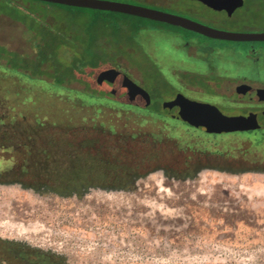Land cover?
I'll return each mask as SVG.
<instances>
[{
	"label": "rangeland",
	"instance_id": "374dc122",
	"mask_svg": "<svg viewBox=\"0 0 264 264\" xmlns=\"http://www.w3.org/2000/svg\"><path fill=\"white\" fill-rule=\"evenodd\" d=\"M0 1V44L27 59L34 54L52 71H94L88 78L97 89L93 97L77 82L64 88L59 78L43 83L0 68L9 89L0 103L4 123L23 124L17 139L31 137L32 154H52L47 163L37 159L26 166L21 159L29 150L13 152L7 147L11 133L0 135V142L10 140L0 144V233L51 242L69 264H264V130L211 135L162 123L168 118L160 106L174 88L206 87L214 93L205 97L236 110L233 89L264 81V42L212 40L117 13ZM105 1L193 18L222 31L264 33V0H243L231 17L192 0ZM5 3L20 11L6 13ZM23 14L53 36L41 55L38 39L16 24ZM125 40L133 44L127 50L119 45ZM110 68L144 89L151 106L129 105L133 97H116L109 85L97 84L99 73ZM184 68L197 76L165 73ZM17 87L24 91L15 99L11 90ZM34 123L29 136L26 128ZM188 166L216 170L167 175ZM11 252L7 261L24 258ZM27 264L43 263L32 258Z\"/></svg>",
	"mask_w": 264,
	"mask_h": 264
},
{
	"label": "water",
	"instance_id": "95a60500",
	"mask_svg": "<svg viewBox=\"0 0 264 264\" xmlns=\"http://www.w3.org/2000/svg\"><path fill=\"white\" fill-rule=\"evenodd\" d=\"M35 1L70 8L96 10L136 17L160 24H166L169 26L181 28L212 40L226 42H264V33L253 34L222 31L211 28L189 18L126 3L105 0ZM192 1H197L214 11H222L226 13L228 17H230L236 9L242 7L243 5V0ZM96 82L97 84L105 87L109 85V87L107 88H109L110 93H113L116 97H119V95H121L124 90L127 91L131 95V97H133L132 100H139V106L142 108H146L150 104L149 94L140 86L133 83V81H131L124 73H121L116 69L110 68L102 71L97 76ZM250 86L244 85V87ZM256 87L259 86L256 85ZM132 100L130 104H135V102ZM169 105L170 108L178 107V118L189 120L190 123L188 124L190 126L196 129H201L208 134L245 132L248 130H256L260 127V124L256 121L255 114H250L247 117L225 116L215 106L190 101L182 95H177L174 100L169 102ZM184 114L189 117H183Z\"/></svg>",
	"mask_w": 264,
	"mask_h": 264
},
{
	"label": "flooded vegetation",
	"instance_id": "af4514ba",
	"mask_svg": "<svg viewBox=\"0 0 264 264\" xmlns=\"http://www.w3.org/2000/svg\"><path fill=\"white\" fill-rule=\"evenodd\" d=\"M193 20L203 24L202 22L198 20H195V19ZM206 26H209V25H206ZM209 27L213 28L212 26H209ZM187 32H190V31H187ZM190 33L198 37H203L193 32H190ZM192 53L191 54L188 53V55L190 54L189 56L191 57V55L193 56ZM165 73L167 75L173 76L174 78H178V77L181 78V75H184L185 77L197 76L194 73V71H192L191 69L189 70L188 68H184L182 70L171 69L168 72L165 71ZM247 83L248 82H245L244 84H241V85L238 84V87H235L233 89L234 94L236 95L234 99L237 105L236 110H227L225 105L215 104L212 100H210V97L204 96V95H213L214 93L213 89L203 87L201 88V90L197 91V89H190V88L188 89L184 87L174 88L172 89V94L170 95V97L164 100L160 105L162 106V111L164 115L168 118L167 120H164L162 123H184L188 127L196 129L188 124L190 123L189 120L184 119V118L183 119L178 118V113H179L178 107L170 108L169 102L174 100L177 95H182L183 97H185L186 99L190 101L215 106L225 116L247 117L250 114H255L256 121L257 123L260 124V127L258 129L248 130L245 132H235V133L262 131L264 130V81H261L262 84H260L259 87H256V88L251 87ZM244 85L245 86L249 85L250 87H244ZM193 93H199L200 94L199 98L193 97L194 96ZM121 95L122 96L128 95L129 97L131 96L125 90L121 93ZM151 102H152V97H150V104L146 108H149L151 106ZM129 105H132V104H129ZM133 105L139 106V102ZM183 117H189V116L184 114ZM222 134H225V133H222ZM203 169L216 170V169H212L211 167H207V166H196L194 168L193 167L191 168L190 166H188L185 169H179V171L178 169L172 168L171 172L168 171L167 175H172V176L177 175V174L178 175L179 174L189 175L191 172L196 173ZM217 171L226 172V173L231 172L227 169H218ZM1 250H7V251H1ZM8 251L9 252L14 251L16 255L24 254V258L20 259L19 257L16 256L17 260L15 262L7 261V259L5 258V255H7ZM64 257H65L64 253L57 252L54 249V244L51 242L46 241L45 243H43L40 241L39 238H34L31 236H27V237L21 236L18 233H7V234L0 233V264H27V262L32 258H39L43 264H69L68 261H66Z\"/></svg>",
	"mask_w": 264,
	"mask_h": 264
},
{
	"label": "trees",
	"instance_id": "16d2710c",
	"mask_svg": "<svg viewBox=\"0 0 264 264\" xmlns=\"http://www.w3.org/2000/svg\"><path fill=\"white\" fill-rule=\"evenodd\" d=\"M32 1H35V0H32ZM0 2H2V1H0ZM38 2H40V1H38ZM40 3L48 5V6H52V7H63V8L70 9L69 7H65V6L48 4V3H44V2H40ZM5 6H6V9H4V10H6L5 11L6 13L17 14L18 11H20V9L18 7H14L12 5H9L8 3H5ZM71 9L85 10V9H77V8H71ZM0 10L3 11V9H0ZM8 15H10V14H8ZM50 17L52 18L51 15L47 14L45 16V19H47V21H48V18H50ZM19 18H20L19 19L20 22L16 23V24H19L23 27L22 32L26 31V33H28V32L33 33V35H32L33 41H34V39L35 40L38 39V49H39L38 54L41 55L40 52L43 49V46L49 45V43L51 41V37L53 38V36L51 35V33L47 32L46 28L43 25L39 24L37 26V25L33 24L32 21L30 22L28 17L26 16V14L21 15V17H19ZM47 21H45V23H46L45 25H49V23H48L49 21L48 22ZM146 22L148 23L150 21H146ZM150 23H153V22H150ZM140 30H141V28L137 27L135 29V33L139 32ZM25 38H26V36H25ZM58 43L60 45L62 44L61 42H58ZM119 45H121V47H123V49L127 50L133 44L131 42H128L125 40L124 42L119 43ZM23 54H24V52H21L20 50H14L10 46L5 47V44H0V68L1 67L10 68V69H12L14 74H19L25 78L30 79V80L41 81L43 83H46L45 81H47L48 79H50V80L55 79L56 80L59 78L58 86H62L64 88L70 84L77 82L79 85H83L84 88H88L91 91V94H90L91 96L95 97L97 95L96 94L97 89H95V87L92 86L93 82H91V79L88 78L89 74H91L94 71H89V73H86L87 76H85L84 71L78 70V69L73 68V67H71V68H68V67L60 68L57 66V68H55L52 71L51 68L44 66V65H46L45 63H42V62H39L38 60H36L34 54L30 55V57H31L30 59L29 58L27 59L26 57H24ZM37 55H36V57H37ZM61 69H65V71H64L65 74H63V75L60 74ZM2 70H4V69H2ZM2 78H3L2 75H0V103L3 101V96L6 92V90L7 91L9 90V89L5 88ZM93 90H95V91H93ZM23 91L24 90L21 87H17V88H15V90H11V92H13L15 94V96H14L15 99L20 97L21 92H23ZM26 94L31 95L32 93L26 92ZM3 113H4V111H2V105H0V133H1L0 135H3V137H5L6 134L11 133V135L13 136V138H12L13 141H11L10 142L11 144L7 145V147L11 146V150L13 152H18V151L20 152V150H19L20 147H23V149L25 151L29 150L28 151L29 154L27 153V156L26 157L24 156V158L21 159L22 163L27 162L26 166L31 165V163H34L37 159L42 160V161H38L37 164L47 163L46 160L50 159V157L52 155L51 153H49L50 150L38 149L37 152L33 153L34 154L33 155L32 151L34 149H32L33 141L31 139V137L26 142H22L19 140L21 138V136L23 135V133H22L23 128H25L23 126V124L22 123H4ZM30 126L31 127L26 128V134H28V135L30 134L29 136H32L31 134L36 131V128H35L36 125L34 123L33 125H30ZM33 126H35V127H33ZM105 129H107V128H105ZM107 131H108V129H107ZM109 132H111V131L109 130ZM18 136H19V139H17ZM9 141H4V139H2L0 144H6ZM110 154L114 155L113 153H110ZM37 156H42V158H37ZM112 160H113V156L106 158V160L104 162L111 164Z\"/></svg>",
	"mask_w": 264,
	"mask_h": 264
}]
</instances>
